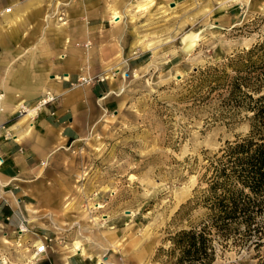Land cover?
Masks as SVG:
<instances>
[{"label":"rangeland","instance_id":"obj_1","mask_svg":"<svg viewBox=\"0 0 264 264\" xmlns=\"http://www.w3.org/2000/svg\"><path fill=\"white\" fill-rule=\"evenodd\" d=\"M11 1L0 0V10ZM35 1L54 2L60 22L66 0ZM126 1L140 38L128 41L117 69L75 83L94 87L103 114L93 109L82 135L41 165L47 183L35 228L17 242L1 240L0 264H66L34 259L26 244L38 241L48 255L86 258L76 264H165L168 238L205 218L206 210L194 206L206 188L199 183L205 157L249 132L251 114L235 106L229 88L237 76L259 85L264 0ZM188 36L195 38L189 51ZM241 64L249 67L238 74ZM258 237V246L256 237L252 245L233 244L237 238L218 245L213 264H259L264 229Z\"/></svg>","mask_w":264,"mask_h":264},{"label":"crops","instance_id":"obj_2","mask_svg":"<svg viewBox=\"0 0 264 264\" xmlns=\"http://www.w3.org/2000/svg\"><path fill=\"white\" fill-rule=\"evenodd\" d=\"M131 3L66 0L60 22L54 17L52 1L38 5L35 0H13L11 7L0 10V92L4 96L0 242L14 243L25 237L20 228L26 223L27 232H33V219L41 210V190L47 183L41 165L82 135L93 109L102 116L103 105L95 98L94 87H76L75 83L83 75L117 69L129 51L128 41L140 38L125 15ZM39 7L43 10H36ZM48 13L51 16L46 18ZM47 92L58 97L56 105L41 111L34 121L11 120L19 105H32ZM5 132L10 135L7 139ZM75 250L81 251L80 244ZM40 259H68L66 264H76L73 259L86 258L46 253Z\"/></svg>","mask_w":264,"mask_h":264},{"label":"trees","instance_id":"obj_3","mask_svg":"<svg viewBox=\"0 0 264 264\" xmlns=\"http://www.w3.org/2000/svg\"><path fill=\"white\" fill-rule=\"evenodd\" d=\"M241 65L243 69H235L238 74L249 67ZM255 78L258 86L241 83L238 76L230 83L229 95L235 106L251 114L249 132L205 157L207 166L199 183L206 188L194 204L206 210L205 218L168 238L165 264H213L217 246L228 247L232 238H237L232 239L233 244L242 247L252 245L256 237L258 246L264 229V94L260 92L264 70ZM259 264H264V259Z\"/></svg>","mask_w":264,"mask_h":264},{"label":"built area","instance_id":"obj_4","mask_svg":"<svg viewBox=\"0 0 264 264\" xmlns=\"http://www.w3.org/2000/svg\"><path fill=\"white\" fill-rule=\"evenodd\" d=\"M79 81L81 84H88L91 82L90 79L83 77L80 78ZM57 101H58L57 96L53 95L50 92H47L36 103L32 105H28V104L19 105L16 111L12 113L11 120L26 118L29 121H34L41 111L47 109L49 110L52 106L56 105ZM3 102H4V96L0 92V115H2L4 112ZM53 115L54 113H51V116ZM2 130H4V127L0 125V131ZM8 137H10V135L5 132L3 138L7 139ZM20 231H22L23 233L27 232L25 225L21 226ZM46 253H47V244L42 243L38 247L34 248V252H33L34 259H37L38 257L45 255Z\"/></svg>","mask_w":264,"mask_h":264},{"label":"bare ground","instance_id":"obj_5","mask_svg":"<svg viewBox=\"0 0 264 264\" xmlns=\"http://www.w3.org/2000/svg\"><path fill=\"white\" fill-rule=\"evenodd\" d=\"M195 44V38L193 36H188L187 38H185V47L184 49L189 51L193 48ZM43 242L41 241L39 244L36 245V247H38L40 244H42ZM33 258V256H32Z\"/></svg>","mask_w":264,"mask_h":264}]
</instances>
